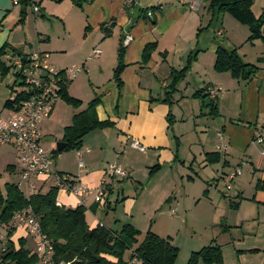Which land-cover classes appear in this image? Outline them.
Returning a JSON list of instances; mask_svg holds the SVG:
<instances>
[{"label": "crops", "instance_id": "0c3cea01", "mask_svg": "<svg viewBox=\"0 0 264 264\" xmlns=\"http://www.w3.org/2000/svg\"><path fill=\"white\" fill-rule=\"evenodd\" d=\"M30 1L39 6L38 18L20 2L15 7L11 0H0V48L7 44L4 53L16 49L22 56L45 53L48 64L55 68L81 66L67 85V93L79 104L57 98L50 115L40 124V144L51 155L53 169L91 189L98 187L110 163L128 171V176L108 191L105 201L94 192L81 198L58 188L56 203L75 207L82 200L90 228L102 225L116 231L129 223L141 234L151 230L169 238L179 250L176 264H185L190 253L201 246L197 243L187 248L178 263L179 230L170 226L189 213L181 209L186 202L193 198L197 205L204 199L212 204L217 234L203 246L217 244L222 264H264V153L259 155L264 145L253 142L256 130L264 124V40L247 41L250 32L246 25L217 7H209L205 0H139L134 8L121 0H89L80 4V13L75 16L79 24L62 10L50 12L63 24L61 41L55 44L43 27L48 8L41 0ZM68 4L71 7L73 1ZM149 8H153L152 17L142 14ZM251 11L255 16L263 13L264 0H252ZM124 33L132 36L127 44L122 42ZM121 43L124 54L118 88L114 69ZM146 44L153 47L143 59ZM95 47L101 50L96 58L91 56ZM218 47L236 48L245 62L257 63L259 69L249 80L215 71ZM0 59L4 60L3 55ZM189 60L184 76L173 88V75ZM9 71L8 89L0 91V109L17 88ZM18 86V90L23 89ZM211 86L222 89L213 98L218 111L215 115L208 114L203 99ZM197 91H201L199 95H195ZM93 98L98 99L97 118L109 124L87 132L77 149L54 154L73 115ZM191 134L195 137H189ZM132 140L144 145V150L133 147ZM1 146L10 148L12 155L0 153V163L4 159L6 170L20 175L17 152L11 145ZM189 156L192 162L187 165ZM196 157L201 161L194 169ZM236 165L242 166V172L227 188L225 177ZM188 171L204 184L195 193L188 187L187 180H193ZM218 181L225 189L219 188ZM47 184L48 190L50 177L36 178L30 194L46 192L43 188ZM120 202L125 212L118 210ZM223 203L232 209V219L221 213ZM158 216L167 217L168 225H157ZM5 226H0V235L6 233ZM8 242L14 250L23 248L35 255L23 229H12Z\"/></svg>", "mask_w": 264, "mask_h": 264}, {"label": "trees", "instance_id": "16d2710c", "mask_svg": "<svg viewBox=\"0 0 264 264\" xmlns=\"http://www.w3.org/2000/svg\"><path fill=\"white\" fill-rule=\"evenodd\" d=\"M72 1L78 5L85 2L83 0ZM205 1H208L209 7H217L220 12H226L241 24L246 25L250 32L247 41L264 40V12L255 16L251 11L252 0ZM19 2L24 7L33 4L30 0H19ZM149 9L153 11V8ZM142 14L147 16L146 10ZM7 47L8 45L4 44L0 48V57ZM152 47L153 44L145 45L142 54L143 59L149 56ZM117 52L114 78L118 88H120L119 75L123 68L124 54L122 43ZM12 53L22 56L16 49H12ZM257 62L261 63V58H258ZM189 64L190 60L183 69L173 75L171 81L173 88L182 79ZM213 69L217 72H229L233 78L249 80L257 72L259 66L257 63L245 62L236 48L218 47L215 52ZM9 70L10 67L0 59V76H5ZM68 83L61 84L60 97L68 104L77 105L80 101L67 93ZM18 87L20 86L17 85L12 96L5 101L4 107L15 108L21 100L26 99L23 89L18 90ZM200 92L197 91L195 95H199ZM205 97H208L207 93L203 99ZM97 102V98L91 99L85 109L73 115L71 124L64 128L62 141H65L66 144L61 150L54 149V154L77 149L81 138L87 132L109 124V121H100L97 118L95 113ZM207 106L209 107L208 114H217V107L213 99L209 98ZM217 158L216 155L213 161H216ZM57 189L58 187L51 186L44 193L37 192L25 196L15 183H5L4 193L0 190V226L10 221L15 210L30 207L38 217L41 230L53 243L54 258L57 264L59 262H70V264H128L132 256L138 258V264H176L179 250L170 242L169 238L161 237L151 230H147L140 236L141 232L129 223L122 224L116 231L102 225L90 228L85 221V208L82 204L75 207H65L56 203ZM11 232L12 230L9 229L7 235L10 236ZM0 252L4 257H9L17 263L37 264L35 255H29L23 248L14 250L9 242L6 243L4 250L1 247ZM199 262L222 264L220 247L217 244H211L203 246L197 251H192L185 264H198Z\"/></svg>", "mask_w": 264, "mask_h": 264}, {"label": "built area", "instance_id": "2783aa9c", "mask_svg": "<svg viewBox=\"0 0 264 264\" xmlns=\"http://www.w3.org/2000/svg\"><path fill=\"white\" fill-rule=\"evenodd\" d=\"M18 4L19 0H11ZM89 1V0H83ZM129 8L138 5L139 0H121ZM32 12H37L36 4L30 6ZM146 15L152 17L153 12L145 9ZM132 39L129 33L123 34L122 42L127 44ZM101 50L95 47L91 50L92 57H98ZM4 63L10 67L14 74V84L22 81L26 99L21 100L15 108L3 107L0 109V145H11L17 152L21 170L20 177L26 182L27 189H34V180L40 177H50L52 186L64 189L67 193L84 198L94 192L99 200L105 201L108 191L114 188L119 181L128 176L127 169L117 163H110L100 179L98 187L91 189L73 176L60 173L53 169L51 155L41 146L39 128L53 108L54 102L60 97L61 84L71 81L81 70V66L70 65L66 68H55L48 64L47 54L32 52L26 56L13 53H4ZM45 72L43 76L42 73ZM221 87L211 86L206 89L208 96L213 99L220 92ZM253 142L264 145V124L259 127L253 137ZM131 145L144 150V145L137 140H132ZM264 151L261 153L263 155ZM79 161V166H82ZM239 166H236L225 177L227 188L231 187V181L240 174ZM30 195V194H29ZM82 204V200L80 202ZM10 229L26 230L34 239L37 264H57L54 258V246L51 239L41 230L38 217L30 207L17 209L7 224ZM5 226V227H6ZM7 231L0 235L4 242L2 250L8 242ZM136 256H132L128 264H138ZM58 264H70L59 262Z\"/></svg>", "mask_w": 264, "mask_h": 264}, {"label": "rangeland", "instance_id": "374dc122", "mask_svg": "<svg viewBox=\"0 0 264 264\" xmlns=\"http://www.w3.org/2000/svg\"><path fill=\"white\" fill-rule=\"evenodd\" d=\"M61 1H62V3H61ZM61 1L60 0H41V4L46 5V7L48 8V13H46L47 15L45 16L47 18L44 19V21H43V27L45 30H47L49 32L50 36L52 37V42L56 41L55 44H58L61 41L60 38L62 37L61 33H62V29H63V24H62L61 20L56 15H54V14L51 15L52 13H50V12L55 13V11L62 10L65 14L72 16L73 17L72 19L75 20L74 22L76 24H79V21L77 18H75V16L77 15V13H80V5L73 2V4H71L73 6V8H71L72 6L70 7L68 3L72 2V0H61ZM59 3H61V4L59 5ZM34 4L37 5V3H34ZM16 5L17 4H15L14 6L16 7ZM30 6L31 5H28V8H30ZM33 15L36 18H38V12H35ZM9 72H11V70ZM1 78L2 79H0V91L7 90L8 89L7 82L10 81L9 80L10 74H8V75L6 74L5 76H3ZM18 88H20V87H18ZM189 137L194 138L195 135L191 134ZM188 142H190V140H188ZM186 144H185V146L188 147V145H186ZM255 144L260 146L257 143H255ZM194 147L195 146H193L192 148H194ZM263 151H264V149L262 147L259 151V155H261V153ZM0 153L5 154V155H12L10 148H8L7 146H1V145H0ZM191 159H192V156H189L188 161H187V165L190 162H192ZM193 160H194L193 161V168L197 169L201 159L196 157V159H193ZM6 162H8V161H6ZM242 165H245V163H243ZM236 166H239V165H236ZM241 167L242 166H239V168L242 172ZM188 172H189V175L192 176V178H193V180H190V179L187 180L188 181V187L195 193V191L197 189H199V188L202 189L201 187H204V184L201 183V180L198 176H194V174H190L191 173L190 171H188ZM210 179H211V177H210ZM214 181H216V179H214ZM6 182L15 183L16 185H18L19 189L23 192V194L25 196H28V194L33 192V191H29L27 189L26 182L20 177L19 174L10 173L6 170L5 160L1 159V163H0V190L2 191V193H4ZM203 183H206V182H203ZM217 184L220 185L219 188L223 187V189H225V187L223 186L221 181H218ZM47 188H48V184H47V186H45L43 188V191L47 190ZM43 191H41V192H43ZM194 200L195 199L192 198V200L186 202L185 205L182 206V208H181L182 210H184V209L189 210V213L185 216H182V218H178V219L174 220V224H171V226H170V227H174V230H179L178 244L180 246L181 254L178 256V263L184 259V257H185L184 252H186L187 248H189L190 246H197V243H199V246L202 247L204 244H207L206 242H208L210 239L212 240L213 236L217 234L216 233L217 232L216 231L217 226L213 225V223H212V217H211L212 211H213L212 204L207 203L206 200L203 199L199 203H197V205H196ZM225 202H228L227 198H225ZM118 204H119L118 210L119 211L124 210L122 203L120 202ZM220 211L224 216H228L231 219L233 218L232 216L234 214H232V209H230V207L229 208L226 207V205L224 203L220 205ZM220 211L218 209L217 212L220 213ZM124 212H125V210H124ZM160 216H158L159 221L156 222V224L159 225L161 228H163V224L165 226H167L169 220L165 216H162V217H160ZM24 231L26 232V234L29 235V240L31 241L30 243L32 245V250H33V246L35 247V245H33L34 239L26 230H24ZM142 234H141V236H142ZM193 243L194 244L196 243V245H192ZM3 245H4V242L2 240H0V247H3ZM1 255L2 256L0 257V264H21V263H17L15 261H13L9 257H4L3 254H1Z\"/></svg>", "mask_w": 264, "mask_h": 264}, {"label": "water", "instance_id": "95a60500", "mask_svg": "<svg viewBox=\"0 0 264 264\" xmlns=\"http://www.w3.org/2000/svg\"><path fill=\"white\" fill-rule=\"evenodd\" d=\"M42 75L44 76V75H45V72H43ZM16 84H17V85H20V84H22V81L19 80ZM204 96H205V94H204ZM204 102H205L206 104H208V103H209V98H208V97H205V98H204ZM65 144H66V143L63 142V141H58V142L56 143V148H57L58 150H61V149L65 146Z\"/></svg>", "mask_w": 264, "mask_h": 264}]
</instances>
